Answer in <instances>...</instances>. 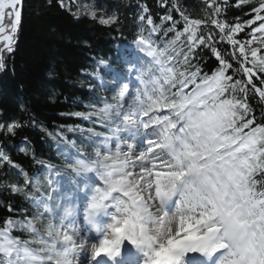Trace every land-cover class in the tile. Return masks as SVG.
Here are the masks:
<instances>
[{"label":"snow or ice","instance_id":"snow-or-ice-1","mask_svg":"<svg viewBox=\"0 0 264 264\" xmlns=\"http://www.w3.org/2000/svg\"><path fill=\"white\" fill-rule=\"evenodd\" d=\"M159 2L160 24L136 5L126 73L98 61L113 73L101 82L113 96L69 114L109 133L68 129L96 145L94 157L69 141L74 151L59 171L47 166L51 178L20 169L23 186L5 187L30 206L0 201V264H264V0H235L250 9L242 22L220 19L230 0H206L203 19H189L176 0ZM22 10L23 0H0V72ZM85 10L102 25L120 22L115 12ZM209 25L218 32L200 31ZM225 41L229 53L218 50ZM19 127L0 123V132ZM5 165L19 169L0 150ZM62 173L80 179L66 188Z\"/></svg>","mask_w":264,"mask_h":264},{"label":"trees","instance_id":"trees-1","mask_svg":"<svg viewBox=\"0 0 264 264\" xmlns=\"http://www.w3.org/2000/svg\"><path fill=\"white\" fill-rule=\"evenodd\" d=\"M138 2L146 3L154 23L160 24L159 17L167 9L160 7L159 0H92L93 7L99 11L115 12L119 16V24L109 26L86 16L76 17L62 8L58 0H24L15 50L6 57V67L0 72V123L17 121L21 125L15 135L0 132L2 151L19 165V169L0 167L3 175L0 176V201L30 206L23 195L5 191L10 185L5 183L6 174L23 186L20 169L36 179L48 165L56 166V171L66 165L65 155L70 151L67 142L78 135V131L68 129L76 128L77 123L85 128L88 123L69 114L90 110L97 95L90 87L93 82L83 71L91 69L100 58L112 55L120 42L135 37L139 26L133 16L140 12ZM176 2L189 19H203L207 15L206 0ZM230 4L221 20L234 22L240 18L242 22L250 18L245 15L249 7H235V0H230ZM173 15L180 19L179 13ZM3 24L8 26L7 17ZM200 31L205 35L218 32L212 25L202 26ZM235 38L245 40L246 33H237ZM216 39L219 40L218 35ZM180 47L178 43L177 48ZM218 50L229 53L232 48L225 41L218 45ZM210 62L215 67L214 58ZM5 215L6 208H0V217Z\"/></svg>","mask_w":264,"mask_h":264},{"label":"rangeland","instance_id":"rangeland-1","mask_svg":"<svg viewBox=\"0 0 264 264\" xmlns=\"http://www.w3.org/2000/svg\"><path fill=\"white\" fill-rule=\"evenodd\" d=\"M66 2L70 5V7H71V12L74 14V13H76L78 10H79V16H86V17H88V18H90V19H92L90 16H88L87 15V12H86V10H85V6H87V5H90V6H93L92 5V0H66ZM66 9V8H65ZM68 10V9H67ZM76 17H79V16H77V15H75ZM92 20H94V19H92ZM98 22H99V20L98 19H96ZM4 22V21H3ZM105 26H109V25H105ZM5 29H7V27H5ZM93 71H98L99 72V67L98 66H95L92 70H91V72H89V74L91 75V73L93 72ZM91 78H92V80H99V81H101V78H96V77H93L92 75H91ZM96 89H97V91L98 92H100V89L98 90V87H95ZM104 94V93H103ZM102 94V95H103ZM100 95V94H99ZM107 96H109L110 97V95H107ZM72 141H75L76 142V146H78V148L79 147H81V149L82 150H84V147H85V143H87L88 145H89V149L90 150H92L91 148L92 147H94L90 142H89V140H88V138H84V136L80 139V140H72ZM83 141V142H82ZM85 142V143H84ZM0 150H2L1 149V147H0ZM93 156H94V154H93ZM50 174H51V171L50 170H48L47 171V175L45 174V175H41V176H39V177H36V179H41V180H46L47 178H50ZM0 176H3V175H0ZM6 176H7V179H5V183H9V184H12V183H16V184H18L19 185V183H18V180H16L15 178H10V177H8V175L6 174ZM67 180H65V181H67V182H70V184L68 183V185L69 186H71V182L73 181V179H76L77 180V178H74V177H72V176H69V175H67V178H66ZM4 181V180H3ZM1 182V181H0Z\"/></svg>","mask_w":264,"mask_h":264},{"label":"bare ground","instance_id":"bare-ground-1","mask_svg":"<svg viewBox=\"0 0 264 264\" xmlns=\"http://www.w3.org/2000/svg\"><path fill=\"white\" fill-rule=\"evenodd\" d=\"M82 222V221H81ZM82 258H83V256H82Z\"/></svg>","mask_w":264,"mask_h":264},{"label":"water","instance_id":"water-1","mask_svg":"<svg viewBox=\"0 0 264 264\" xmlns=\"http://www.w3.org/2000/svg\"><path fill=\"white\" fill-rule=\"evenodd\" d=\"M23 2H24V0H23Z\"/></svg>","mask_w":264,"mask_h":264}]
</instances>
